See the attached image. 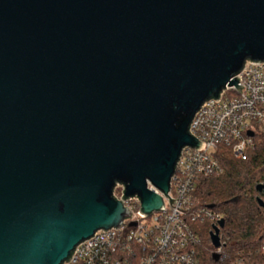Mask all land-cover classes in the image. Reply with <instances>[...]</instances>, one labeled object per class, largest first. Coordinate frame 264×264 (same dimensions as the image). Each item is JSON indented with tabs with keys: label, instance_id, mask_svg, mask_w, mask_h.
<instances>
[{
	"label": "water",
	"instance_id": "1",
	"mask_svg": "<svg viewBox=\"0 0 264 264\" xmlns=\"http://www.w3.org/2000/svg\"><path fill=\"white\" fill-rule=\"evenodd\" d=\"M247 62L264 0H0V264H64L131 217L124 200L176 203L194 116L241 92Z\"/></svg>",
	"mask_w": 264,
	"mask_h": 264
},
{
	"label": "built area",
	"instance_id": "2",
	"mask_svg": "<svg viewBox=\"0 0 264 264\" xmlns=\"http://www.w3.org/2000/svg\"><path fill=\"white\" fill-rule=\"evenodd\" d=\"M238 78L241 92L227 87L219 101L206 102L192 120L189 132L204 145L182 150L168 194L176 203L163 196L164 209L143 216L138 198L124 200L131 217L120 228L96 232L64 264H204L199 226H218L222 216L197 204V181L219 172L220 146L247 161L255 150V136L264 133V63L247 62ZM123 191L117 185L114 197L122 201ZM222 246L221 241L215 249L221 260Z\"/></svg>",
	"mask_w": 264,
	"mask_h": 264
},
{
	"label": "trees",
	"instance_id": "3",
	"mask_svg": "<svg viewBox=\"0 0 264 264\" xmlns=\"http://www.w3.org/2000/svg\"><path fill=\"white\" fill-rule=\"evenodd\" d=\"M255 150L247 161L237 160L231 149L220 146L219 172L198 179L195 196L200 207L212 209L225 221L220 231L222 258L215 259L211 243L212 225H200L204 264H264V133L254 139Z\"/></svg>",
	"mask_w": 264,
	"mask_h": 264
},
{
	"label": "rangeland",
	"instance_id": "4",
	"mask_svg": "<svg viewBox=\"0 0 264 264\" xmlns=\"http://www.w3.org/2000/svg\"><path fill=\"white\" fill-rule=\"evenodd\" d=\"M262 247H263V248L261 249V251H262V253H264V244L262 245Z\"/></svg>",
	"mask_w": 264,
	"mask_h": 264
}]
</instances>
